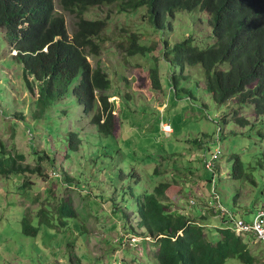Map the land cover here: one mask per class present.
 <instances>
[{"label":"rangeland","instance_id":"1","mask_svg":"<svg viewBox=\"0 0 264 264\" xmlns=\"http://www.w3.org/2000/svg\"><path fill=\"white\" fill-rule=\"evenodd\" d=\"M56 11L74 36L77 15L64 11L59 0ZM84 18H109L97 39L102 54L90 53L89 60L109 74L110 94L118 96L114 136L103 135L92 123L94 115L85 114L74 95L80 79L43 119H34L40 84L30 78V91L22 57L12 53L15 41L6 27L0 28V156L3 143L7 155L23 154L32 167L25 178L0 177V264H157L158 240L146 237L136 246L131 239L146 234L139 198L161 184L170 185L171 216L196 222L212 245L223 241L216 228L225 224L208 214L206 223L200 217V207L215 198L205 162L218 150L220 204L252 222L264 209V116L258 119L256 108L237 97L217 103L207 91L203 64L179 63L174 53L171 60L167 54L190 35L194 45L216 43L209 14L179 11L162 30L149 22L146 8L122 14L116 6L95 7ZM133 34L152 55H129ZM152 68L160 70L161 90L154 88ZM165 124L174 133L168 134ZM74 134L82 140L78 149L72 147ZM56 168L62 173L55 178L51 171ZM69 204L75 217H63V211H73ZM27 214L35 226L42 224L38 237L23 234ZM44 215L49 223H41ZM244 242L264 264L263 247L251 237Z\"/></svg>","mask_w":264,"mask_h":264},{"label":"trees","instance_id":"2","mask_svg":"<svg viewBox=\"0 0 264 264\" xmlns=\"http://www.w3.org/2000/svg\"><path fill=\"white\" fill-rule=\"evenodd\" d=\"M59 1L66 12L77 15L74 38L69 36L65 18L56 13L55 0H0V28L6 27L15 41L13 47L22 57L30 90L33 91L29 78L40 83L36 119L46 116L55 102L63 100L73 83L80 79L74 95L85 107V114L94 115L92 123L103 135L114 136L116 117L107 94L112 80L101 67L93 69L88 60L89 51L97 56L102 54L103 48L97 39L100 40L108 22L84 18L89 8L112 5L123 13L147 7L151 21L160 29L166 28L179 11L207 12L216 43L201 47L194 45L192 35L186 36L167 52L170 60L174 53L179 63L203 64L207 91L216 102L225 104L238 96L242 103L253 104L257 114L264 116V0ZM136 38L134 35L133 41ZM133 43L130 55L144 50ZM151 77L154 87L161 89L158 68L152 70ZM81 143L79 137L74 138L72 147L78 149ZM25 161L24 155L4 153L0 156V176L26 175L31 170ZM169 189L170 185L162 184L155 194L140 198L138 203L141 229L146 231V237L158 240L157 264H226L230 260L240 264L260 263L244 240L231 231L222 232L224 240L212 245L202 228L191 219L171 216L164 202ZM62 214L75 217L74 209ZM41 219V223L50 222ZM23 226L26 235L38 236L40 226L33 225L28 216Z\"/></svg>","mask_w":264,"mask_h":264},{"label":"clouds","instance_id":"3","mask_svg":"<svg viewBox=\"0 0 264 264\" xmlns=\"http://www.w3.org/2000/svg\"><path fill=\"white\" fill-rule=\"evenodd\" d=\"M112 6H116V5H112ZM55 7H56V0H55ZM62 7V6H61ZM104 7V6H103ZM117 7V6H116ZM93 8H95V7H93ZM118 8V7H117ZM143 8H146V11H147V13H148V16H149V22H151L155 27H156V25L151 21V18H152V16H151V14H150V12H149V9L147 8V7H143ZM142 8V9H143ZM63 9V8H62ZM64 10V9H63ZM141 10V9H140ZM65 11V10H64ZM118 11L119 12H121L120 10H119V8H118ZM137 12V11H136ZM56 13H57V11H56ZM122 14H123V12H121ZM134 13V12H133ZM58 14V13H57ZM60 15V14H59ZM85 16V15H84ZM65 18V17H64ZM87 19V18H86ZM174 19V18H173ZM173 19H171V20H169L168 21V23H170V25H172V20ZM66 20V19H65ZM90 20V19H89ZM108 20H109V18L106 20L107 22H108ZM103 21H105V20H103ZM145 21V20H144ZM78 22V21H77ZM167 23V24H168ZM66 25H67V23H66ZM167 27V26H166ZM157 29H159V30H162V29H165V28H162V29H160V28H158V27H156ZM68 29V28H67ZM107 29H108V27H107ZM106 29V30H107ZM69 33V32H68ZM73 35H75V34H73ZM136 36L137 38L134 40V41H132L131 42V45L130 46H132V43H133V45L134 44H137V45H140L141 47H143L144 48V50L142 51V52H139L138 54H140V55H142V56H146V55H148V54H151L152 55V53H151V47H149L148 45H141V42H140V36L139 35H137V34H133L132 35V39H133V36ZM69 36H70V34H69ZM70 38H74V36H70ZM165 46V48L166 49H170L171 47H169L170 46V44L167 42L166 43V45H164ZM45 51H47V48L45 49ZM15 53V57H17V56H19L18 54V51H16V50H14L13 49V51H12V53ZM89 57L91 56V54H90V51H89ZM138 54H136V55H138ZM129 55H130V52H129ZM131 56H135V55H131ZM89 57H88V60H89ZM90 61V60H89ZM91 63V62H90ZM22 64V66H23V62L21 63ZM99 68V67H98ZM102 68V67H101ZM205 68V67H204ZM93 69H95V68H93ZM97 69V68H96ZM103 69V68H102ZM156 69V68H155ZM159 69V68H158ZM152 70H153V68H152ZM152 70H151V72H152ZM23 74H24V72H23ZM109 75V74H108ZM150 75H151V73H150ZM161 76V75H160ZM207 76V75H206ZM25 78V77H24ZM33 79V78H32ZM111 79V78H110ZM151 79H152V77H151ZM29 80H30V78H29ZM34 80V79H33ZM35 81V80H34ZM35 82H37V81H35ZM162 82V81H161ZM26 83H27V81H26ZM29 83H30V81H29ZM39 83V82H38ZM28 84V83H27ZM40 84V83H39ZM30 85H31V83H30ZM162 86H163V84H162ZM28 87H29V85H28ZM30 88V87H29ZM155 88V87H154ZM112 89V88H111ZM162 89V88H161ZM161 89H159V90H161ZM31 91V90H30ZM110 91L111 90H109L108 92H107V94L110 96V99H109V101H110V103L112 104V106H113V112H114V116L116 117V112L117 111H119L120 110V106H118V102H119V100H118V96H116V95H111L110 94ZM31 92H33V91H31ZM40 92V91H39ZM39 92H38V94H39ZM37 94V95H38ZM38 97H39V95H38ZM234 97H237L238 99H239V101H240V98L238 97V96H234ZM233 97V98H234ZM232 99V98H231ZM230 99V100H231ZM38 100V99H37ZM230 100H228L227 102H229ZM226 102V103H227ZM241 102V101H240ZM218 103V102H217ZM225 103V104H226ZM242 103V102H241ZM243 104H245L246 105V103H243ZM36 105H37V102H36ZM248 105H251V106H254L253 104H251V103H248ZM255 107V106H254ZM256 110V109H255ZM37 111V110H36ZM36 113V112H35ZM258 115V114H257ZM33 117H34V119H36V117H35V114L34 115H32ZM44 118V117H43ZM43 118H38V119H36V120H39V119H43ZM258 119H260V116L258 115V117H257ZM27 119V118H26ZM26 119H24V120H26ZM239 122V121H238ZM239 123H241V124H249V123H244V121L242 120V119H240V122ZM115 130H116V126H115ZM164 130L168 133V134H172V133H174V130L171 128V126H169V125H164ZM115 135V134H114ZM219 143H220V140H219ZM1 146H2V148H3V151H2V154H4V153H8V152H5L4 150L6 149L7 150V147H6V145H4L3 143H1ZM74 146V145H73ZM33 153H34V151H33ZM10 155H13V154H11L10 153ZM18 155H23V154H18ZM13 156H15V155H13ZM25 156V155H24ZM221 157H222V152H221V150H218V151H216L213 155H212V157L210 158V159H206V162H205V165H206V170L207 171H209L212 175H213V178L211 179V184L214 186V195H215V198L213 199V201H212V203H210V204H208V202H207V205H206V207H204L203 209H201V207H200V213H202V215H200V217L201 216H204L205 218H206V220L204 221L205 223L206 222H208V218L206 217V215L208 214L209 216H210V219H212V220H214V219H219L220 221H222V223L223 224H225V227L224 228H222V229H217L216 228V230H217V232L218 231H220V232H224V231H231L232 233H234L237 237H239V238H242L243 240H244V238H248V237H251V238H253L255 241H257L259 244H260V246L261 247H263V249H264V243H263V240L260 238V236L258 235V234H256V233H253V232H249V233H245V232H241V231H238V226H239V223L240 222H242V223H245V224H247L248 226H254V223L256 222V219L260 216V214H264V209H261L260 211H259V213L255 216V218H254V220L252 221V222H247V221H245L244 220V217H240V218H237L236 217V215H234V214H231L228 210H226L221 204H220V201H219V197L217 196V194H216V187H217V184H218V179H217V175H218V173H219V167H218V163H219V161L221 160ZM41 158H43V157H41ZM26 161H27V158H26ZM26 161H25V163H26ZM239 163H241L240 162V160H238V164ZM25 166H28V165H25ZM30 166V165H29ZM32 167H30V169H31ZM39 170H35L34 172H38ZM61 170H59V169H53L52 171H51V176H53V177H59V176H61ZM26 175H29V172L26 174ZM26 175H13V176H10V177H6V176H0V177H5V178H11V177H14V176H22L23 178H25V176ZM233 175H234V178L236 179V177H238L237 175H236V171H234V173H233ZM21 177V179H23ZM27 184H29V183H27ZM162 185V184H161ZM169 185V184H168ZM159 187V186H158ZM157 187V188H158ZM156 188V189H157ZM170 190V189H169ZM156 192V191H155ZM155 192L154 193H152V194H148V193H145L143 196L145 197L146 195H153V194H155ZM168 193V192H167ZM142 196V197H143ZM143 197V198H144ZM143 198H141V199H143ZM140 199V198H139ZM165 202V206L167 207V204L166 203H168V195H167V199H166V201H164ZM139 203V202H138ZM70 205V204H69ZM197 205V203L196 202H194V204H192V206L190 207V208H192L193 209V207L194 206H196ZM71 206V205H70ZM72 207V206H71ZM138 207H139V204H138ZM189 208V209H190ZM72 209H73V207H72ZM167 209H168V207H167ZM75 211V210H74ZM27 216H28V214H27ZM196 216H198L197 214H196ZM184 217H186V216H184ZM199 216H198V218H200ZM226 217H228V218H226ZM44 218V221H45V217H43ZM188 218V217H187ZM25 219V218H24ZM24 221V220H23ZM42 221V220H41ZM193 221V220H192ZM31 222H32V224L34 225V223H33V221L31 220ZM194 222V221H193ZM195 223V225H197V226H199L200 228H202V230L204 229L203 227H201L200 225H198V224H196V222H194ZM40 226V232H39V234L42 232V224L41 225H39ZM208 226H210L209 224H207L206 225V227H208ZM47 227L48 228H54V226H52V225H50V224H48L47 225ZM144 230V229H143ZM23 234L24 235H26L25 233H24V226H23ZM39 234H38V236H39ZM147 234V233H146ZM142 235H144V234H142ZM180 236H182V233H180L179 234ZM218 235H220L219 233H218ZM26 236H30V237H34V236H32V235H26ZM37 236V237H38ZM221 236H223V235H221ZM144 238H146V236L145 237H138L137 235H134V237H133V239H131V241L134 243V245H136L137 246V244L138 243H140L141 241H144V240H146V239H144Z\"/></svg>","mask_w":264,"mask_h":264},{"label":"built area","instance_id":"4","mask_svg":"<svg viewBox=\"0 0 264 264\" xmlns=\"http://www.w3.org/2000/svg\"><path fill=\"white\" fill-rule=\"evenodd\" d=\"M238 231L256 233L260 236L264 243V214H260V216L256 219L254 226H248L247 224L240 222Z\"/></svg>","mask_w":264,"mask_h":264}]
</instances>
